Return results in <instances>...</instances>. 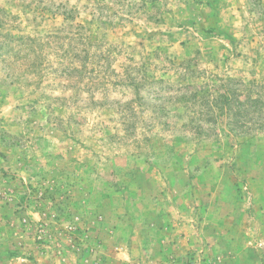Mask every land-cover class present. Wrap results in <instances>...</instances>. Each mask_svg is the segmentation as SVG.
Masks as SVG:
<instances>
[{
  "label": "rangeland",
  "instance_id": "rangeland-1",
  "mask_svg": "<svg viewBox=\"0 0 264 264\" xmlns=\"http://www.w3.org/2000/svg\"><path fill=\"white\" fill-rule=\"evenodd\" d=\"M2 47L0 264H264V0H0Z\"/></svg>",
  "mask_w": 264,
  "mask_h": 264
},
{
  "label": "trees",
  "instance_id": "trees-1",
  "mask_svg": "<svg viewBox=\"0 0 264 264\" xmlns=\"http://www.w3.org/2000/svg\"><path fill=\"white\" fill-rule=\"evenodd\" d=\"M32 40L30 38L27 39H22V55L25 51V49H28L29 51H34V48L32 47ZM33 48V49H32ZM10 50H7V48H0V56L4 57L5 54L10 53ZM225 101L228 103H230V99L226 98ZM226 102L223 103L224 107L226 108Z\"/></svg>",
  "mask_w": 264,
  "mask_h": 264
},
{
  "label": "crops",
  "instance_id": "crops-1",
  "mask_svg": "<svg viewBox=\"0 0 264 264\" xmlns=\"http://www.w3.org/2000/svg\"><path fill=\"white\" fill-rule=\"evenodd\" d=\"M105 255H107L108 257H110V258H112V257H115V258H123L124 257V255H123V253H119V254H112V257L111 256H109L108 255V252H106V254ZM128 255H130V254H127L126 256H128ZM115 260V259H114ZM107 263V262H106Z\"/></svg>",
  "mask_w": 264,
  "mask_h": 264
}]
</instances>
